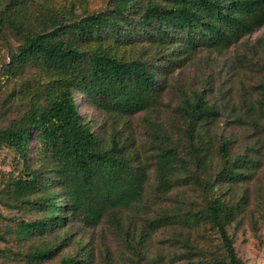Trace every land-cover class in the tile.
Returning <instances> with one entry per match:
<instances>
[{
  "label": "trees",
  "instance_id": "16d2710c",
  "mask_svg": "<svg viewBox=\"0 0 264 264\" xmlns=\"http://www.w3.org/2000/svg\"><path fill=\"white\" fill-rule=\"evenodd\" d=\"M106 3L102 11L68 21L51 13L31 20L18 0L0 3V35L2 30L9 31L18 42L14 51L8 50L6 71L16 76L25 67L34 66L46 78L39 83L44 85L40 94L26 110L0 128V150L13 153L11 161L17 172L7 183L19 204L39 215L32 222L20 221L17 235L25 243L62 231L55 244L32 249L26 264L54 258L57 248L67 242V232L62 230L67 219L95 226L108 212L131 207L146 190L150 168L159 191H169L174 172L182 163L176 150L169 147L155 154L151 166L140 162L124 142L127 138L122 141L111 134L103 141L85 122L78 94L118 117L146 111L157 98L158 64L122 58L104 42L126 44L147 39L159 50L162 45H171L173 38H180L183 47L192 52L198 44L228 47L264 24V0ZM160 57L175 62L181 55ZM180 113L191 128L215 117V111L200 95L184 100ZM218 153L223 164L217 175L221 181L242 182L257 170L258 157L254 154L247 160L235 158L230 162L227 142L219 145ZM199 157L196 155L195 160ZM4 193L10 194V190ZM237 210V206L227 207L219 198L208 197L201 211L181 216L183 221L204 220L215 230L220 256H213V264H245L226 229ZM83 253L84 258L65 255L58 264H90L91 252Z\"/></svg>",
  "mask_w": 264,
  "mask_h": 264
},
{
  "label": "rangeland",
  "instance_id": "374dc122",
  "mask_svg": "<svg viewBox=\"0 0 264 264\" xmlns=\"http://www.w3.org/2000/svg\"><path fill=\"white\" fill-rule=\"evenodd\" d=\"M18 2L31 20L47 13L66 21L77 20L107 6L106 0ZM2 32L0 128L26 110L44 87L39 83L46 80L34 66L25 67L16 76L6 71L8 50L14 51L18 42L9 31ZM104 43L122 58L158 64L157 98L146 111L118 117L78 94L85 122L103 141L111 134L122 141L127 138L124 142L140 162L151 166L155 154L169 147L176 150L182 163L165 193L156 187L150 168L146 190L131 207L108 212L95 226L67 219L62 229L67 232V242L57 248L51 261L41 264H58L65 255L84 258L83 250L91 252L90 264H213V256H220L215 230L204 220L181 219L186 212L201 211L208 197L219 198L227 207L237 206L226 228L236 254L245 264H264V24L228 47L198 44L192 52L183 47L180 38H173L171 45H162L159 50L147 39ZM167 53H180L181 57L166 62L160 54ZM197 95L212 107L215 117L191 128L184 124L180 107L184 100L192 101ZM224 142L228 143L230 162L235 158L247 160L253 154L258 157L251 178L233 183L217 177L223 165L218 147ZM12 155L6 148L0 150V264H26L32 249L55 244L62 231L25 243L19 240L17 224L32 222L39 215L19 204L7 183L17 174ZM196 155L200 156L197 160ZM7 190L10 194L5 195Z\"/></svg>",
  "mask_w": 264,
  "mask_h": 264
}]
</instances>
